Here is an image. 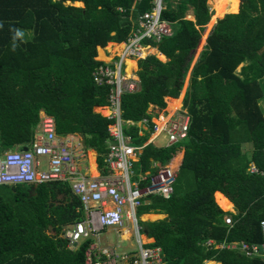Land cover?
<instances>
[{"label":"trees","instance_id":"trees-1","mask_svg":"<svg viewBox=\"0 0 264 264\" xmlns=\"http://www.w3.org/2000/svg\"><path fill=\"white\" fill-rule=\"evenodd\" d=\"M148 1L0 0V154L27 147L44 112L54 119L58 135L79 136L103 166L111 121L96 111L107 104L109 90L92 80L101 63L97 51L125 41L135 10H149ZM240 2L239 8V0H225L213 15L207 0L166 6L162 18L171 35L150 44L165 60L155 55L138 60L139 89L121 98L123 119L148 120L146 129H126L135 143H145L157 117L149 108L165 110L168 97L179 101L205 27L219 18L190 70L183 99L187 138L167 148L148 144L135 165L136 172L146 171L183 148L172 196L152 195L138 209L139 217L166 215L153 222L139 219L165 264H264L257 256L203 245L209 239L218 245L264 243L259 226L264 220V0ZM189 8L193 19L186 18ZM98 58L107 60L101 50ZM215 192L235 213L219 207L230 205L218 193L214 199ZM82 219L81 203L67 183L1 185L0 264H83L90 241L70 250L62 236Z\"/></svg>","mask_w":264,"mask_h":264},{"label":"built area","instance_id":"built-area-1","mask_svg":"<svg viewBox=\"0 0 264 264\" xmlns=\"http://www.w3.org/2000/svg\"><path fill=\"white\" fill-rule=\"evenodd\" d=\"M136 1L141 3L144 0ZM166 1L149 0V10H135L130 35L121 43H113L112 46L120 47L119 50L107 60H98L101 63L92 73L95 85L108 86L109 89L107 104L96 107L98 113L111 121L107 126L109 141L102 167L97 164L95 172H90L89 150L83 146L82 139L76 135H58L54 119L44 112H40L33 140L26 150L9 149L0 155V186L51 182L69 185L81 203L83 219L67 226L62 236L68 241L70 250L90 241L83 254V264H165L161 249L147 246L141 239L138 209L148 204L152 195L169 199L173 194L176 172L159 162H152L146 171L136 172L135 165L148 144L167 148L182 143L188 135L189 116L182 107L161 110L152 119L150 139L137 144L126 129L134 126L146 129L148 120L136 123L123 119L121 98L139 89L136 72H126V61H138L149 55L157 57L150 52L153 48L151 42L158 43L171 35L169 23L162 18ZM141 135L142 132L138 131L137 136ZM225 223H231L229 217L225 218ZM259 226L264 237V220ZM107 228L116 231L132 228L136 244L134 251L120 252L115 246H101L99 234ZM206 246L239 250L249 258H264V244L235 242L216 245L209 240Z\"/></svg>","mask_w":264,"mask_h":264},{"label":"rangeland","instance_id":"rangeland-1","mask_svg":"<svg viewBox=\"0 0 264 264\" xmlns=\"http://www.w3.org/2000/svg\"><path fill=\"white\" fill-rule=\"evenodd\" d=\"M178 1L179 0H167L165 3H166V6H169L170 5L172 7H175L177 5V2ZM214 1L216 3H214ZM240 1L241 0H239V8H240V4H241ZM218 2H220V4L216 7L215 5ZM224 2H225V0H218V1L217 0H207V4L209 6V10L212 11V15H213L214 11H217V10H219L221 8V6L223 5ZM74 5H75V3H74ZM81 5H75V6H81ZM239 8H238V11H239ZM226 14H231V13H226ZM186 18L192 19V9L191 8H189L188 11L186 12ZM217 19H219V18H217ZM217 19L213 18V22L209 25V27H207V26L205 27V30H204V32L202 34L201 40L199 42V45H198V47L196 48V50L194 52V56H193V60H192L191 65H190V69L188 70V72H187V74L185 76L184 84H183L182 91H181L180 97H179V101H177V102H172L171 101V111L172 110H177V108H180V105H182V107H183V99H184L185 94L188 91L190 70L193 67L194 63L196 62V60H197L200 52L202 51V49H203V47L205 45L206 37L209 34L211 28L213 27V25L215 24V22H216ZM111 45H113L112 42L111 43H108L106 45V47H104V49L105 50H108V52L110 51L111 52L110 55L113 56V53L116 50L118 51L120 47H118L116 45H115V47H113ZM150 52L152 54H155V53H153L154 51H152V50ZM98 57H99V54H98V51H97V57H96V59L97 60H101ZM157 58H158V56H157ZM160 60L164 61L165 59L161 58ZM239 68L240 67L237 68V71H239ZM126 71H127V69H126ZM136 76H137V74H136ZM168 103H170V100H168ZM260 106H261V108H262V110L264 112V103H261ZM167 108H165V109H167ZM183 109L186 111V108L185 107H183ZM149 111L152 114H154V115H157L158 112H159V110L157 108H152L151 109V107L149 108ZM103 113L105 114L104 111H103ZM157 218H160V216H157ZM157 218H153V219H157ZM147 219H149V218H147ZM153 219H151V220H153ZM126 231L129 232L130 236L127 238V240L121 241V236L116 233V230L115 229H113V228H107V229H105L104 231H102L99 234V242H100V245L101 246H104V247H106V246H112V247L115 246V247H118V251H120V252H123V251L124 252L134 251L133 249L135 248L136 244H135V237H134V235L132 233V228H128V230H126ZM124 233H126V232H124ZM93 242L96 243V240H93Z\"/></svg>","mask_w":264,"mask_h":264},{"label":"crops","instance_id":"crops-1","mask_svg":"<svg viewBox=\"0 0 264 264\" xmlns=\"http://www.w3.org/2000/svg\"><path fill=\"white\" fill-rule=\"evenodd\" d=\"M192 19H193V16H192ZM112 46V45H111ZM108 49V48H107ZM102 51L103 52V54H104V56L106 57V58H108V57H110L111 55H109L108 53L110 52H108V50H105L104 48H98V54H99V51ZM151 50L152 51H155V52H153V53H155V54H158L157 56L158 57H161V55L162 54H160L158 51H157V49L156 48H151ZM150 50V51H151ZM108 52V53H107ZM111 53V52H110ZM162 57H163V59H165L164 58V56L162 55ZM129 61H133L134 63H135V68L133 69L136 73H137V70H138V67H137V61L136 60H129ZM174 98H166L165 100H166V106L169 104L168 103V100H173ZM168 107V106H167ZM166 107V108H167ZM182 107V105H180V108ZM152 108H154V107H151V109ZM183 108V107H182ZM178 109V108H177ZM165 110H168V111H171L169 108H167V109H165ZM160 112V111H159ZM158 112V113H159ZM158 147H160V146H158ZM243 150L244 151H249L250 150V146H249V144H244L243 145ZM182 156H183V148H179L178 149V151L176 152V154L167 162V163H165L166 165H169L170 166V168H172L173 170H175V172H176V175H177V172H178V169H179V166L181 165V161H182ZM88 165H89V170H90V172H92L93 173V171L95 172V168H96V166H97V153L95 152V151H93V150H89L88 151ZM173 165V166H172ZM93 166H95L94 167V169L92 170V168H93ZM174 191V190H173ZM216 193H218V194H220V195H222L227 201H228V203H229V205H230V208H229V210H225V209H223L221 206H219V204H217V202H216V200H215V202H216V204L223 210V211H225V212H232V213H235V210H234V207H233V204L223 195V194H221L220 192H215L214 193V199H215V194ZM148 216V215H158V216H160V218H157V219H153V220H151V219H145V220H143L141 217L142 216ZM165 216L166 215H164V214H153V213H150V214H143V215H141L140 216V221H142V222H147V221H150V222H153V221H156V220H161V219H163V218H165ZM139 225H140V227H141V239H142V241L143 242H145L146 243V245L147 246H150V244H152L153 243V239L152 238H148L147 236H146V234H144L143 233V226L139 223ZM124 232H126V233H124ZM116 233L118 234V235H120L121 236V241H125V240H127V238L130 236V234H129V232H127V231H116ZM210 240V239H209ZM209 240H207V241H209ZM207 241L203 244L204 245V247H207L206 246V243H207ZM211 241H213V240H211ZM214 242V241H213ZM215 243V242H214ZM232 243H235V242H232ZM237 243H239V242H237ZM264 244V243H263ZM216 245H218V244H216ZM151 247H157V246H151ZM208 248V247H207ZM213 248V247H212ZM208 249H210V248H208ZM234 251H238V252H240L239 250H234ZM260 258H262V257H260ZM262 259H264V258H262ZM203 264H220V262H218V261H214V260H206V261H204L203 262Z\"/></svg>","mask_w":264,"mask_h":264},{"label":"bare ground","instance_id":"bare-ground-1","mask_svg":"<svg viewBox=\"0 0 264 264\" xmlns=\"http://www.w3.org/2000/svg\"><path fill=\"white\" fill-rule=\"evenodd\" d=\"M218 1V0H217ZM221 2V1H220ZM220 2H218L215 6L217 7L219 4H220ZM214 3H216L215 1H214ZM74 4V3H73ZM75 5H81V3H79V2H75ZM155 52V51H154ZM159 59H161V58H163L162 57V55H161V57H158ZM135 68V63L133 62V61H126V69H127V73L128 74H130L131 73V71L133 70ZM173 166V165H172ZM94 167L95 166H93V168H92V170L94 169ZM93 173H94V171H93ZM157 216L158 215H148V216H142L141 218L143 219V220H145V219H147V218H149V219H153V218H157ZM142 220V221H143Z\"/></svg>","mask_w":264,"mask_h":264},{"label":"clouds","instance_id":"clouds-1","mask_svg":"<svg viewBox=\"0 0 264 264\" xmlns=\"http://www.w3.org/2000/svg\"><path fill=\"white\" fill-rule=\"evenodd\" d=\"M17 35H20V33H19V32H17Z\"/></svg>","mask_w":264,"mask_h":264},{"label":"water","instance_id":"water-1","mask_svg":"<svg viewBox=\"0 0 264 264\" xmlns=\"http://www.w3.org/2000/svg\"><path fill=\"white\" fill-rule=\"evenodd\" d=\"M27 148L25 147V148H23V150H26Z\"/></svg>","mask_w":264,"mask_h":264}]
</instances>
